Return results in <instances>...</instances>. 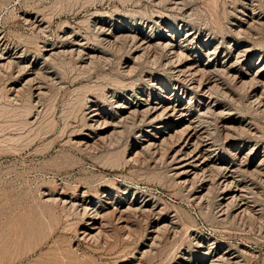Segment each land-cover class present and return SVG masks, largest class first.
Masks as SVG:
<instances>
[{"label":"rangeland","instance_id":"1","mask_svg":"<svg viewBox=\"0 0 264 264\" xmlns=\"http://www.w3.org/2000/svg\"><path fill=\"white\" fill-rule=\"evenodd\" d=\"M142 36L182 55L131 59ZM186 56L212 71L179 73ZM153 100L186 109L231 192L183 168L178 135L134 156L154 127L116 103ZM200 263L264 264V0H0V264Z\"/></svg>","mask_w":264,"mask_h":264},{"label":"bare ground","instance_id":"2","mask_svg":"<svg viewBox=\"0 0 264 264\" xmlns=\"http://www.w3.org/2000/svg\"><path fill=\"white\" fill-rule=\"evenodd\" d=\"M116 12V11H115ZM117 14V13H116ZM118 15V14H117ZM130 16V15H129ZM113 18V17H112ZM98 27V26H97ZM120 29V28H118ZM117 29V30H118ZM99 30V29H98ZM116 30V29H115ZM101 31V30H100ZM122 31V30H121ZM120 31V32H121ZM119 32V31H117ZM123 32V31H122ZM104 33V32H103ZM125 33V32H124ZM140 34V33H139ZM105 37H108V35H103ZM128 36V35H127ZM126 36V37H127ZM118 37L120 38L121 36L118 35ZM125 37V38H126ZM135 37V36H134ZM117 38V36H116ZM103 39V38H102ZM130 39V36L129 38ZM120 40V39H119ZM124 40V39H122ZM131 40V39H130ZM133 40V39H132ZM135 40V38H134ZM126 41V40H125ZM153 40H145V38L142 36V37H139L138 40H135L133 41L132 45H133V50L131 52V59H137V60H141L142 58V54L143 53V50L145 49H148L150 47H155V46H161L162 49H166L165 52L167 53H171L172 54V57H178L179 55H182V51L177 49L176 45H174L170 39H163V38H158V41L156 43V45L152 42ZM107 42V41H106ZM111 42V41H110ZM113 43V42H112ZM111 43V44H112ZM124 43V41H123ZM107 45V44H106ZM111 46V45H110ZM125 46V45H124ZM156 48V47H155ZM154 48V49H155ZM160 48V47H159ZM122 49V48H121ZM151 49V48H150ZM127 50V49H126ZM135 51H139L141 52L140 54L136 53V54H132L134 53ZM148 51V50H146ZM145 52V51H144ZM149 52V51H148ZM174 55V56H173ZM165 57V56H164ZM187 57V56H186ZM185 59V57H184ZM190 58L187 57L186 58V61L185 63L187 62L188 65H175V68L176 70L179 72V73H185L188 72L189 75L193 74V77L197 76H203L204 74H209L212 70H210V65L208 64H202L198 61H194V60H189ZM189 61H192V62H189ZM168 63V62H167ZM171 63V62H170ZM176 63V62H175ZM169 65V64H168ZM169 67V66H168ZM170 68V67H169ZM130 69V68H129ZM216 71V70H215ZM130 73V72H129ZM214 73V72H213ZM184 75V74H183ZM188 75V76H189ZM38 76V75H37ZM205 76V75H204ZM191 77V76H190ZM256 77V76H255ZM258 78H262V74L259 73L257 75V79ZM185 79V78H184ZM197 79V78H196ZM207 79V78H206ZM208 79L209 76H208ZM256 79V80H257ZM198 81V79L196 80ZM32 83V82H31ZM199 83V82H198ZM209 82H206L202 87L206 86V84H208ZM200 84V83H199ZM212 86V85H211ZM210 86V88H211ZM238 86V85H237ZM198 87L200 88V86L198 85ZM208 87V86H207ZM243 87V86H242ZM196 88V86H195ZM205 88V87H204ZM159 89V88H158ZM202 90V89H201ZM208 90V89H207ZM211 90V89H210ZM39 93V92H38ZM204 93V92H203ZM154 99V98H153ZM167 100V99H166ZM149 101V100H148ZM140 103V102H139ZM178 103V102H177ZM115 110L116 112L118 111V116L120 117V120L122 121V124L123 122L124 123H132V121L134 120L135 117L139 116L141 118L140 121L142 120H148V125L149 127H154V134H152L150 136V139L149 140H146L144 138H141V144L138 146L139 147V151H136L134 153V156L136 154H140V152H144V151H147V150H151L154 146H162V144L166 143L167 141L171 140L170 138L175 136V135H178L179 139H181L180 141H178L179 143H177V150H175L176 154L179 153L182 155V157H185L186 161L188 163H186L185 165H183V168L184 166H187V168L191 167L192 168V171H193V176L196 177V175L198 174V172H202V173H206L207 171L210 172V170L212 169H217V170H225V173L222 175V178H223V189L225 192H231L229 187H231V183H233V176H232V173L233 170L232 167L233 166H228L225 162H222L220 161L218 163V166L217 163L212 159L210 158V156L207 155V151L208 150V147L207 144L206 145H202V140H201V137L199 134H196L195 131L194 133H192V130H193V127L195 126H192V120H191V116L190 114H187L186 112V109L185 108H180V106H176V105H172V103L170 101H159L157 102L156 100H153L151 103H144L142 102V104H138V105H134V106H128L126 103L124 102H117L116 103V107H115ZM212 111V110H211ZM98 119H101L98 112H91L90 114V117H89V120L90 122H94V123H99L100 121ZM119 120V121H120ZM99 121V122H98ZM102 122V121H101ZM134 122V121H133ZM157 122V124H156ZM181 122H184V125L181 124ZM102 124L105 126H110L111 131L108 132L106 134V136L108 135H114L116 133H119L121 131H118V122L116 123H112L109 124L107 121L103 120ZM134 124V123H133ZM132 124V125H133ZM117 125V126H116ZM198 125V124H197ZM122 127V126H121ZM105 128V127H104ZM120 128V127H119ZM196 128V127H195ZM162 129V130H161ZM170 129H173V132L169 134V131ZM196 130V129H195ZM166 135V136H165ZM105 136V137H106ZM113 136V138H114ZM119 136L116 134L115 138ZM121 136V134H120ZM104 137V136H103ZM107 138V137H106ZM110 138V137H109ZM107 138V139H109ZM112 138V137H111ZM105 139V138H104ZM106 139V140H107ZM159 139V140H158ZM173 139V138H172ZM102 140V138H101ZM158 140V141H157ZM117 141V140H116ZM175 144V142H174ZM165 145V144H164ZM169 147V146H168ZM206 147V148H205ZM158 151H159V148H158ZM153 152V151H152ZM157 153V152H156ZM137 155V156H139ZM142 156V155H141ZM198 156V157H197ZM162 157V156H161ZM263 164V163H262ZM179 168H182V167H179ZM261 170V169H260ZM240 171V170H239ZM254 171V170H253ZM258 171V170H257ZM223 172V171H222ZM249 172V171H248ZM259 173V172H258ZM201 174V173H200ZM254 174V173H253ZM257 174V172H256ZM174 175L176 176V178L178 177H181L184 175V172H176L174 173ZM219 175V174H218ZM198 176V175H197ZM209 177V176H208ZM214 179V178H213ZM190 180V179H189ZM222 180V179H221ZM191 181V180H190ZM180 183H186V181L184 180H179ZM179 184V183H178ZM181 184V185H182ZM179 186V185H178ZM235 188V187H234ZM238 189V188H237ZM233 191V190H232ZM224 192V193H225ZM234 194L233 195H230L229 198H227L226 200V204L224 205V207H228L229 204L233 201H236V200H240L241 201V198H240V195L239 194H236L235 190L233 191ZM238 192H239V189H238ZM203 196V195H202ZM105 197V196H104ZM198 200H200L198 197H197ZM202 199V198H201ZM203 200V199H202ZM243 200V199H242ZM75 202V201H74ZM72 202V203H74ZM239 202V201H238ZM76 203V202H75ZM147 204V203H146ZM144 204L142 207H138L136 205H128L126 209H118V214H123L125 213L126 211H140V213L142 212H145L146 209H145V206H148ZM236 204V203H235ZM70 205V204H69ZM73 205V204H72ZM90 205L89 203L88 204H85L84 202L79 205L81 208H82V215L81 217H85L89 220H96L97 217H99V215L97 216V212H90L89 210L91 208H88ZM232 205V204H231ZM71 206V205H70ZM238 206V204H237ZM224 208V209H226ZM238 212H243V211H248L247 210V206L245 205V202L241 203L240 206L237 208ZM224 211V210H223ZM151 212V211H150ZM92 213V214H91ZM148 213V212H146ZM244 213V212H243ZM143 214V213H142ZM141 215V214H140ZM237 215V214H236ZM244 215V214H243ZM144 216V214H143ZM121 216H119L118 218H120ZM241 217V216H240ZM116 218V219H118ZM143 218V217H142ZM101 219V218H100ZM86 222V221H84ZM90 222V221H89ZM89 222L87 223V225H90V226H93L94 227V223H91L89 224ZM118 222V220H117ZM101 225H104L103 223L100 224ZM107 225V224H105ZM99 226V227H100ZM95 229L97 230V233L100 232L99 228H92V230ZM102 229V228H101ZM155 230H157V227L154 228ZM153 229V230H154ZM162 229V228H160ZM154 230V231H155ZM159 230V228H158ZM163 230V229H162ZM99 231V232H98ZM153 231V232H154ZM157 232V231H156ZM155 232V233H156ZM160 233V231H159ZM83 234H85V236H88V238H91L96 236L97 234L95 233L94 235H92L90 232H84ZM100 234V233H99ZM91 236V237H90ZM157 236V234H156ZM154 236V238L156 237ZM87 238V237H85ZM87 238V239H88ZM98 238V237H97ZM94 239V238H93ZM219 257V256H218ZM216 257V258H218ZM221 259V257H220ZM223 259V258H222ZM215 261H219V260H216L214 259ZM213 260V261H214ZM212 261V262H213ZM222 261V260H221ZM201 264V263H200ZM212 264V263H210Z\"/></svg>","mask_w":264,"mask_h":264}]
</instances>
